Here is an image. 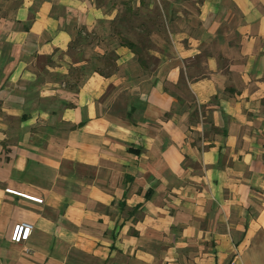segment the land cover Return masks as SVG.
<instances>
[{
    "label": "crops",
    "instance_id": "crops-1",
    "mask_svg": "<svg viewBox=\"0 0 264 264\" xmlns=\"http://www.w3.org/2000/svg\"><path fill=\"white\" fill-rule=\"evenodd\" d=\"M0 264H264V0H0Z\"/></svg>",
    "mask_w": 264,
    "mask_h": 264
},
{
    "label": "built area",
    "instance_id": "built-area-1",
    "mask_svg": "<svg viewBox=\"0 0 264 264\" xmlns=\"http://www.w3.org/2000/svg\"><path fill=\"white\" fill-rule=\"evenodd\" d=\"M36 200L41 201V199L38 198H36ZM32 229L33 225L28 222L15 224L11 232V240L16 243L27 240L32 232Z\"/></svg>",
    "mask_w": 264,
    "mask_h": 264
},
{
    "label": "trees",
    "instance_id": "trees-1",
    "mask_svg": "<svg viewBox=\"0 0 264 264\" xmlns=\"http://www.w3.org/2000/svg\"><path fill=\"white\" fill-rule=\"evenodd\" d=\"M125 43L127 44V46L130 48V49H132V51L135 53V54H137L138 55V57H139V61L140 62H145V59H144V54H143V46L145 45V43H143L144 45H142V46H139V44H136L135 42H133V41H130V40H125ZM145 68V67H144ZM147 69V68H146ZM101 71V73H103V71L102 70H100Z\"/></svg>",
    "mask_w": 264,
    "mask_h": 264
}]
</instances>
